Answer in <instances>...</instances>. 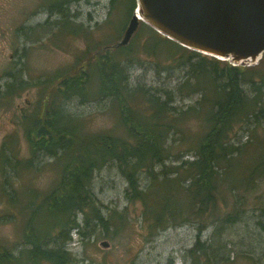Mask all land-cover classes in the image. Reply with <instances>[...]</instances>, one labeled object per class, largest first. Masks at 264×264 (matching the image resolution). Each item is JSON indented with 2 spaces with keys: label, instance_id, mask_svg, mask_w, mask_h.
Returning a JSON list of instances; mask_svg holds the SVG:
<instances>
[{
  "label": "rangeland",
  "instance_id": "374dc122",
  "mask_svg": "<svg viewBox=\"0 0 264 264\" xmlns=\"http://www.w3.org/2000/svg\"><path fill=\"white\" fill-rule=\"evenodd\" d=\"M59 1L66 8V21L72 33L61 28V16L56 10ZM131 16L132 13L127 17L125 8L116 12L111 0H0V248L16 256L28 249L24 243L27 224L34 219L39 225L42 200L57 187L63 167L71 162L69 152L59 158L41 153L33 157L30 143V139H35L33 123L40 117L47 95L54 89L59 92L52 107L58 109L54 111L62 118L71 119L76 125L73 131L80 139L127 138L116 100L100 96L98 92V60L105 54L119 59L120 48L116 46ZM149 29L140 23L129 43L123 46L129 48L126 52L130 54L129 62L127 59L124 62L127 89L141 86L131 102L138 110L134 114L148 116L144 93L157 96L161 102L168 99L171 113H177V109L185 111L196 104L199 96L177 94V84L182 81L185 70L177 67V54L168 50L172 45L152 40ZM148 41L152 43L149 50ZM76 70L75 78L86 74L85 94L62 101L59 86L65 80L63 77L73 75ZM9 74L25 86L6 97V85L12 81ZM166 120L170 122V118ZM175 124L177 126V122ZM202 124L203 120L197 116L182 121L190 148L204 132ZM255 135L256 139H261L262 130L258 129ZM249 136L237 131L236 138L231 140L240 148L239 156L234 153L235 167L230 173L237 180L217 194L213 216L208 215L211 209H207L205 216L187 215L177 221V217L170 218L167 211L160 224L154 223L151 210L157 209V203L163 206L167 201L177 211V200L186 202L189 180H180L178 190L177 179L174 187L169 183L158 184L165 177L177 178L176 174L166 172L180 163L178 153L185 152L181 160L193 159L192 151L186 153L189 150L186 144L177 146L176 130L166 144L171 148L165 161L167 169L155 166L153 176L146 170L137 175L139 191L144 192L143 201L134 197L116 162L108 161L95 169L90 183L92 198L107 221V229L96 224L86 229L83 215L78 214L85 236L71 230L68 251L73 258L91 264H190L186 252L194 246L198 228L203 225L200 242L217 250L199 256L196 264H264V177L255 176L253 181L247 178L246 166L257 151L254 143L249 142ZM84 143L82 139L79 145L84 148ZM164 170L166 172L162 173ZM240 171L245 172L246 177L243 173L239 175ZM239 208L242 210L238 212L236 223L223 221L226 214ZM200 222L203 224L199 226ZM103 242L108 244L107 248L101 246Z\"/></svg>",
  "mask_w": 264,
  "mask_h": 264
},
{
  "label": "trees",
  "instance_id": "16d2710c",
  "mask_svg": "<svg viewBox=\"0 0 264 264\" xmlns=\"http://www.w3.org/2000/svg\"><path fill=\"white\" fill-rule=\"evenodd\" d=\"M57 4H60L56 10L61 16V28L65 32L72 33L69 21H66V8L61 6L60 1ZM111 6L118 13L125 8L128 17L129 14H133L135 1L111 0ZM150 31L152 40L172 45L174 50H168L177 54V67L185 70L182 81L177 84V94L198 95V101L185 111L178 112L177 109V113H171L167 107L168 99L166 102H161L157 96L144 93L145 103L149 107L148 116H140L138 113L135 115L138 110L131 102L136 95L134 92L140 91L141 86L136 87L135 90L127 89L128 76L124 62L126 59L127 63L130 60V54L126 52L129 48L116 46L120 48L118 60L111 54H105L98 60V92L100 96H111L116 100L120 108V121L127 130V138L81 136L85 139L83 148L79 145L82 139L73 131L76 125L70 118L59 116L58 112L54 111L58 109L52 107V103L56 102L55 96L59 93L54 89L44 98L40 117H37L33 123L36 131L35 139H30L32 153L33 157L41 153L59 158L69 152L71 162L66 168L63 167L57 187L42 200L41 211L38 213L39 225L34 219L27 224L24 243L28 249L20 251L16 256L0 248V264H91L89 261L73 258L67 246L72 241L71 230L81 237L85 236L78 222V214L83 215L82 222L86 229L93 228V224L107 229V221L99 213L92 198L90 187L92 172L103 167L108 161L116 162L126 177L134 197L143 201L144 192L139 191L137 175L146 170L153 176L155 166L167 169L165 161L169 158L171 148L166 147V144L168 137L175 130L179 135L177 146L186 144L189 149L186 153L192 151L190 155L193 159L181 160L185 152L178 153L177 162L180 163L175 168L171 167L168 172L165 170L162 172L176 174L177 178L165 177L163 182L158 184L164 186L169 183L168 185L174 187L176 186L174 181L177 179L178 190L181 189L180 180H189L185 190L186 202L179 203L177 200V211L167 201L163 206L157 203V209L151 210L155 224H160L167 211L169 217H177V221L184 220L187 215L199 218L207 209L213 212L208 211V215L213 216L217 194L224 186L236 184L234 182L237 179H233L230 173L235 167L234 153L239 156L240 151V148L237 149L231 143V140L236 138L237 131L248 133L249 142L254 143L253 146L257 150L246 166L247 178L253 181L255 176L264 177V58L262 57L255 66H232L224 61L207 58L187 50L154 33L152 29ZM148 43L150 45L149 48L146 47L147 50L152 49V43L150 41ZM75 75L77 70L73 75L67 74V78L63 77L65 80L59 86L63 92L62 101L75 95L84 96L86 74L80 76L78 74V79L74 77ZM8 76L12 81L6 85L4 92L6 97L25 86V83L17 80L16 76L11 74ZM142 91L145 92V89ZM192 116L203 120L204 132L197 137L195 146L190 148L191 142L186 141L187 131L182 121ZM167 118H170L169 123ZM258 129L263 132L261 139L255 137ZM243 171H240L239 175L243 173L246 177ZM230 189L234 190V186ZM239 210L242 208L233 210L229 215L226 214L223 221L229 224L236 223ZM45 218L50 220L45 221ZM201 224L203 223L200 222L199 226ZM203 227L201 225L198 228L197 240L186 252L190 264H196L199 256L217 250L212 245L200 242V231ZM216 256L213 254L214 258Z\"/></svg>",
  "mask_w": 264,
  "mask_h": 264
},
{
  "label": "water",
  "instance_id": "95a60500",
  "mask_svg": "<svg viewBox=\"0 0 264 264\" xmlns=\"http://www.w3.org/2000/svg\"><path fill=\"white\" fill-rule=\"evenodd\" d=\"M134 1L117 47L126 46L143 23L180 47L232 66H255L264 54V0Z\"/></svg>",
  "mask_w": 264,
  "mask_h": 264
}]
</instances>
